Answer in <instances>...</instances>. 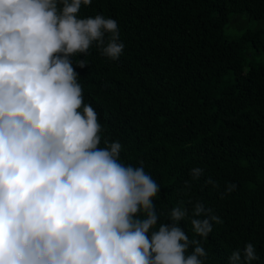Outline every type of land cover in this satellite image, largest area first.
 Here are the masks:
<instances>
[{"label": "clouds", "instance_id": "1", "mask_svg": "<svg viewBox=\"0 0 264 264\" xmlns=\"http://www.w3.org/2000/svg\"><path fill=\"white\" fill-rule=\"evenodd\" d=\"M91 3L0 0V264H205L201 240L179 222L206 240L222 219L189 200L157 230L159 184L142 161L120 162L119 141L99 147L98 114L70 58L95 44L115 61L125 46L115 19L79 16ZM202 175L190 171L194 181ZM205 184L218 187L210 177ZM236 189L228 183L221 199ZM258 259L247 243L228 264Z\"/></svg>", "mask_w": 264, "mask_h": 264}, {"label": "trees", "instance_id": "2", "mask_svg": "<svg viewBox=\"0 0 264 264\" xmlns=\"http://www.w3.org/2000/svg\"><path fill=\"white\" fill-rule=\"evenodd\" d=\"M97 14L117 21L123 53L113 61L94 44L70 59L98 114L99 147L119 141L120 162L142 161L159 184L157 230L172 208L199 201L223 223L206 240L189 220L179 226L201 240L205 264H228L247 243L264 264V28L225 32L231 16L264 22V0H92L79 12ZM228 183L237 189L221 199Z\"/></svg>", "mask_w": 264, "mask_h": 264}, {"label": "rangeland", "instance_id": "3", "mask_svg": "<svg viewBox=\"0 0 264 264\" xmlns=\"http://www.w3.org/2000/svg\"><path fill=\"white\" fill-rule=\"evenodd\" d=\"M264 28V22L260 21H247L245 15L239 17L231 16L229 22L225 27V32L228 34L233 32L234 35H240L244 30L251 28ZM257 62H264V56L255 58Z\"/></svg>", "mask_w": 264, "mask_h": 264}]
</instances>
